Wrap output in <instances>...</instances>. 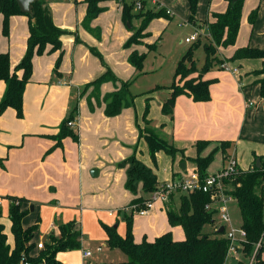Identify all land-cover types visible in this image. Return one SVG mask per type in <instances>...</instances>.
<instances>
[{
  "label": "crops",
  "instance_id": "0c3cea01",
  "mask_svg": "<svg viewBox=\"0 0 264 264\" xmlns=\"http://www.w3.org/2000/svg\"><path fill=\"white\" fill-rule=\"evenodd\" d=\"M46 2L51 10L54 24L63 30L60 36L62 57L57 71H54V66L59 50L50 52L48 45L44 53L32 57V74L23 92V117L18 118L11 107H7L0 114V159H3L0 160V164L12 170V175L17 176L15 178L12 176L14 179H19L20 176L23 186H17L12 190L13 192L25 193L28 194L27 196L31 194L33 198L35 197L33 204L26 198L21 204L22 210H26L28 205L32 206L30 210L34 220L32 224L37 225L32 238L34 245L39 241L47 242L50 235L58 234L59 223L74 221L81 232L80 222L82 227L85 226V218L91 223L95 222L103 214L102 205L111 203L114 207L108 212L105 211L104 218L109 222L107 225H112L113 222L117 233L123 236L126 231L123 215L129 212L131 201L136 197L147 195L142 193L140 184L135 195L125 189L126 168L121 165L134 153L138 160L141 159L150 167L145 152L142 151L144 157L138 155V150H145L147 145L138 133V127L145 126L143 116L139 117L141 100H138L137 110L125 107L117 115L106 116L102 101L100 104H95L92 99L88 100L87 94L80 95L79 90L86 83L101 76L106 67L118 80L125 81L132 78L131 85L134 84L139 76L146 73L136 76L137 71L129 64L128 56L132 51L139 52L140 48L146 49V47L142 44L124 46L135 24L133 23V28H130L122 20V1L101 2L99 5L104 10L91 21L89 26L83 24L87 7L83 0H46ZM199 2L200 0L194 14V22L188 20L190 10L186 0H144V9L158 7L164 8L165 11L168 9L170 10L168 18L159 17V19L166 22L172 15L178 13L197 29V21L204 15L197 13ZM224 3L226 6L225 0ZM209 5L208 2L207 14ZM220 10H224V6ZM132 12L137 11L132 10ZM0 17L3 20L1 13ZM154 20L155 18L144 30L148 32L146 43L152 38L150 27ZM10 21L14 25L18 23L20 30L12 32L8 37L9 47L7 50L0 48V52L7 51L10 64H16L25 52L28 17L16 14L9 18ZM11 37L12 44H10ZM17 37H20V43H14ZM252 45L264 48V41L253 42ZM223 48L225 47H218L221 56ZM261 67L260 58L225 61L219 66L220 69L211 67L202 77L213 80L210 84V99L195 101L187 94H180L175 98L170 116L163 114L162 111L159 114L158 110H161L162 102L170 93L169 86L173 81V74L169 84L157 81L153 85L154 88L152 87L150 91L159 89L161 95V98H155L156 102L154 98H149L152 99L150 104L154 109L155 126L161 123L165 137L183 150L185 170L180 168L181 155L177 154L175 160L178 161L180 171L173 170L171 179L194 167L191 158L197 155L195 143L200 140L209 141L200 151L201 157L208 155L214 149L221 155V165L217 170L225 164L226 156L229 154L236 157L241 170L251 168L255 158L264 156V96L260 94L261 75L258 74ZM118 83L119 81L102 83L99 88L101 95L114 91ZM4 90L5 83L0 80V99ZM72 100L76 101L78 107L73 118L74 125L68 127L75 137L66 136L56 142L59 126L70 110ZM249 101L252 102L251 105H248ZM256 123H260L263 128L255 126ZM256 127L262 129L261 135L258 129H253ZM228 140L231 144L226 149L225 155L219 145L221 141ZM243 148L246 149L247 154L242 161H239L237 152ZM209 166L206 170L207 174L217 171L211 173ZM77 195L78 200L81 199V206L86 210L79 219L72 220L71 213L62 205L66 204L64 199L74 203V196ZM147 196L149 197V194ZM44 202L53 204L43 207ZM44 211L46 216L42 220L40 214ZM30 212L27 209L26 214ZM0 222L2 223L1 217ZM31 222H23L22 225L27 227ZM167 231L171 232L175 240L184 238V232L179 225L169 224L164 202L156 201L144 215L133 213L132 234L135 242L143 239L152 241ZM95 234L104 239L96 246L102 245V250L104 246L108 247L104 229L97 228ZM81 239L80 236L78 250L81 261H84L87 257L83 256V252L88 249L81 248ZM10 247H13L12 242ZM38 250L34 247L31 255L35 256ZM62 252L64 251L56 254V259L61 264H69V260L65 257L62 261L59 260V254ZM118 260L116 263L124 259L121 257Z\"/></svg>",
  "mask_w": 264,
  "mask_h": 264
},
{
  "label": "trees",
  "instance_id": "16d2710c",
  "mask_svg": "<svg viewBox=\"0 0 264 264\" xmlns=\"http://www.w3.org/2000/svg\"><path fill=\"white\" fill-rule=\"evenodd\" d=\"M83 1L87 6L83 24L84 26H89L91 21L104 10L99 4L107 0ZM119 1H122V20L124 23H128L130 28H133L132 20L134 18H142L140 25L135 29L133 28L131 35L124 43L126 47L132 44H140L136 37L147 28L152 19L159 17L168 18L164 8L141 9L137 12H132V2ZM186 1L190 10L188 20L194 22L198 0ZM225 1L226 10L223 13L212 14L215 22H206L209 33L212 36V42L208 46H203L204 61L208 64L204 73L213 67L209 63L210 54H214L217 47H227L234 44L237 37L244 0ZM0 13L3 16V33L5 35L8 34L9 18L12 15L22 14L28 17V37L25 52L13 69L11 68L8 53H0V80L5 83V90L0 99V114L7 107H11L15 110L16 116L21 118L23 117V92L32 74V57L35 54L44 53L48 45L50 46V52L59 50L54 66V71H57L62 57L60 36L63 30L54 24L51 10L46 0H35L32 3L30 15L22 12L15 0H0ZM254 17L255 13H252L249 17L250 23H253ZM146 34L148 35V32ZM198 44L197 38L178 60L173 73V81L169 86L170 93L161 105L163 114L172 115L175 98L180 94H187L195 101H207L210 99V84L213 80L200 77L198 80L188 79L181 86L175 83L176 77L182 75L181 70L186 57L192 55L199 46ZM146 47L151 48L152 46L148 44ZM97 55L100 57L98 53ZM145 55V53H139L134 50L128 56L129 64L137 71L136 76L144 73L143 63ZM243 58H260L262 60V67L258 74L261 75L259 79L260 94L264 96V49L242 47L235 51L231 60ZM224 62L222 59L219 66ZM107 81L114 83L119 81L121 87L118 90L115 89L104 94L102 97L106 116L117 115L123 108L134 105V95L130 92V85L133 79L120 81L108 67H106L101 76L86 83L83 89L93 86L98 92L101 84ZM96 99L98 103L99 99ZM148 110V102H146L143 113L145 126L138 127V133L145 140L151 159L155 161L156 153L162 150L173 160L177 154H180V160L184 162L183 150L169 142L160 130L150 127L151 119L147 117ZM75 114L76 108L68 118L61 122L59 132L56 135V142L66 136L75 137V134L67 125V121L72 120ZM208 143L209 141L207 140L197 141L195 143L197 155L191 158L194 168L198 171L201 179L207 175L206 170L216 151L214 149L208 155L201 157L199 153ZM230 144L231 141L229 140L220 142L219 147L223 154L226 153V149ZM259 159V166H256L255 158L252 168L241 170V172L233 174L224 180L225 191L232 196L237 205L240 214V227L245 232V237L241 242L244 255L251 252L259 241L260 246L257 249V255L260 256L261 253H264V242L262 241L264 236V156H260ZM121 165L126 168L124 187L132 194H137L139 184L141 185L142 193L149 195L158 187L157 177L152 169L138 160L134 153L124 160ZM178 194L180 195L178 208H174L172 203L173 194H170L168 201L165 202V211L169 224L171 226L179 225L182 228L184 238L181 240L173 239L171 232L167 231L152 241L146 239L140 242L134 241L132 234V206H142L148 199L143 195L134 198L131 201L129 212L123 215L126 223V231L123 236L117 233L116 227L103 225L107 235L106 245L112 249L118 248L126 256L125 260L114 264H225L228 241L224 238V232L220 233L214 228L213 215L216 210L206 208V204L210 202L209 195L201 191ZM9 199L11 200L8 205V218L11 222L10 231L13 237V247L11 248L8 244L4 225L0 222V264H61L56 259L58 252L80 248L79 239L81 232L74 221H68L57 225L60 238L56 239L54 235H50L48 241L43 243V248L39 249L38 254L32 256L31 251L36 247L32 242V238L37 225L33 224L27 227L22 225V219L26 215L27 210H22L21 204L26 199L15 197H10ZM211 209L212 212H210ZM205 226H210L211 231L206 232Z\"/></svg>",
  "mask_w": 264,
  "mask_h": 264
},
{
  "label": "rangeland",
  "instance_id": "374dc122",
  "mask_svg": "<svg viewBox=\"0 0 264 264\" xmlns=\"http://www.w3.org/2000/svg\"><path fill=\"white\" fill-rule=\"evenodd\" d=\"M208 2L210 3L209 5L210 8L207 14ZM222 6H224V10H220ZM198 7H199V12L197 10V13L201 15L204 14V15L202 16L201 19H199V21H197V24H198L197 28L199 27L200 29H202L203 33L200 34L198 37L199 46L194 50L192 55H189L186 57L183 68L181 70L182 75H178L176 77L175 83L178 84V86H181L188 79L198 80L200 77L201 78L203 77L204 70L206 66H208V64H206L204 61L205 54H204L203 46L205 45L208 46L212 42V36L209 33L207 23L215 22V19L212 18L213 13H223L226 10L224 0H200ZM132 10H135L134 7ZM252 13H255V17H254L253 23H250L249 17ZM141 20L142 18H134L132 20V24L133 23L135 24L134 29L140 25ZM26 28H28V21H26ZM19 30H20V25L18 23L14 25L10 21L8 25V34L5 35L3 33L2 18L0 17V48L7 50V48L9 47L8 37L11 36L12 32H18ZM195 30L196 29L195 27L193 28V24L183 19L180 14L176 13L175 15L171 16L170 20L166 22L159 18L157 19L155 18V20L151 22L150 31L152 32V38H150L149 42L147 43L145 42V39L148 37L145 31H142L136 37V39L140 42V44L144 45L145 47L146 45L148 46V44H151L152 47L151 48L146 47V49L140 48V50H138L139 53L146 54L144 63H143V70H144V73L146 74H142L141 76H139L137 81L130 86V92L132 95H134V105L132 106V108L133 109L135 108V110H137L138 100H141L139 102H141L142 108H141L139 117H142L144 110H145L146 102H148L149 110H148L147 117L151 119L150 127L153 129L160 130L162 134H164L162 124L158 123V125L155 126L156 119L153 118L154 109H152V104H150L151 103L150 100L152 99H149V98H154L153 100L156 102L157 99L155 98H161V95L159 93L160 91H158L159 89H154L152 91L150 90L152 89V87L154 88L153 85L157 83V81L158 83H162L166 85L170 83L177 61L183 56V54L187 51L189 46L193 44L194 42L193 41V42L188 43V42H185L184 40L185 38L189 37ZM12 41L13 40L11 37L10 44H12ZM263 41H264V0H244L242 11H241L240 28H239L237 38L234 44L229 45L222 49L221 53L223 57L219 54L218 47H217L215 49V53L210 54L209 63L213 66L212 68L217 69L219 68V63L221 62L222 59L224 61H231V57L233 56V54L235 53L237 49L242 48V47L257 48V47H253L252 43L253 42L262 43ZM14 43H20V37H17V40ZM258 49H264V48L259 47ZM4 52H7V51H4ZM16 64L11 63V68L13 69ZM120 87H121V84L118 83L116 86V89L118 90L120 89ZM79 92H81V95L87 94V98H90V100L92 99V102H94L95 104H99L102 101L103 96L101 95L100 91L96 92V89H94L93 86H89L85 90L83 89V86H82ZM96 98L99 99L98 103H97ZM77 107L78 106L76 104V101L72 100L70 104V110L67 111V114L64 117V119L68 118L71 115V112L75 108L77 110ZM158 113L161 114V110H158ZM257 125L262 127L260 123L255 124V126ZM260 127L253 128L254 130L258 129L260 133L259 135L262 134L261 132L262 129ZM143 144H145L144 141H143ZM142 151L145 152L146 160L150 163V167L149 166L147 167L151 168L153 173L158 177L157 178L158 184L165 182V180L167 181L168 179H171V173L173 170L175 172L180 171L178 161L175 159L173 160L164 151L160 150L158 151L159 153L157 152L158 154L156 153L157 155L155 157V161L151 159L149 152H148L147 145H146L145 150H138V155L140 157L141 156L144 157V154ZM246 154L247 152H246V149L244 148L238 151L237 152L238 160L242 161L244 159V156H246ZM0 160L3 161V159H0ZM141 162L144 164L142 160ZM220 165H221V155L217 153V151H215L213 154V159L209 166V171L211 173L216 171L220 167ZM7 168L6 166L3 167L0 164V217L5 227V232L7 234L8 242L10 245L12 242V245H13V237L10 231V221L8 218V205L11 200L9 198L13 196L18 197V198L24 197L23 199L25 198L29 199L31 201L30 203L33 204L35 201L34 200L35 197L33 198L31 194H29L30 196H27L28 194H25V193L18 194L12 191L13 189H16L17 186H23V185H22V182L20 181V176H18L19 179L17 178L14 179L17 176L12 175V170H8ZM6 173L8 176L6 175ZM12 176H14V178ZM147 195H144V197L148 198ZM179 196L180 195L178 193L173 194L172 203H173L174 208H178L179 206V202H180ZM263 197H264V191H263ZM74 199H75L74 203H70L69 201L67 202V200L64 199V202L66 204L62 205V207L65 210L71 213L72 220L79 219L82 212L86 210L83 206H81L82 202L80 198L78 200V195L74 196ZM38 203H41V202H38ZM50 203L44 202L42 206L45 207V205H48ZM113 207H114L113 203L104 204L102 205V208H101L102 209L101 211H103V214L99 216V218L95 222L91 223L89 222V220L85 218L84 227H82V224L80 222L81 238H82L81 248L88 249L94 252L91 256L85 258L84 261H81L80 251L78 250L80 248H78V249H72V250H65L64 252L60 253L59 260L62 261V259L65 257L69 260V264H112L113 262L116 263L117 261H119L118 259L121 257L122 259L125 260L126 256L118 248L112 249L110 247L104 246L102 252H95L94 250V247L97 244H100L104 241V239L96 236L95 234L96 229L97 228L103 229L104 224L105 225L109 224V222L104 218V214H105V211L108 212V210L110 209L112 210ZM27 209H28V212H30L31 210L30 205L27 206ZM230 214H231L232 225L239 227L240 226V214H239V210L237 208L236 203H232V202L230 203ZM45 216H46L45 211L42 212V214H40V217L42 220L44 219ZM213 219L216 222L218 221L217 213L213 215ZM30 221H32L30 225L34 223L31 212L26 214L23 222L28 223ZM113 224L114 223L112 222V226ZM205 231L210 232L211 231L210 226H205ZM54 236L56 239L60 238L59 232L58 234ZM263 239H264V236H263ZM242 247L243 246L240 247L239 254L236 257L237 258L236 264H248L255 254H256L255 261L259 262L260 264H264V254L263 253H261V255L263 254L261 258V255L260 256L257 255L256 248L254 247L251 252L244 255V253H242ZM62 264H65V263H62Z\"/></svg>",
  "mask_w": 264,
  "mask_h": 264
},
{
  "label": "built area",
  "instance_id": "2783aa9c",
  "mask_svg": "<svg viewBox=\"0 0 264 264\" xmlns=\"http://www.w3.org/2000/svg\"><path fill=\"white\" fill-rule=\"evenodd\" d=\"M73 1V0H70ZM133 3V7L136 11L144 9V0H125ZM169 14L170 10H166ZM202 29H196L189 37L185 38L186 42L195 41L200 34ZM223 65V64H222ZM252 102L249 101L248 105ZM68 126L74 125V120L67 121ZM252 168V166H251ZM241 172L238 166L236 157L233 154L226 156L225 164L217 170L215 173L207 174L203 179L200 178L198 171L193 167L186 172H182L181 175L173 176L172 179L166 182L158 184V187L149 195L148 199L143 203L142 206H132L133 213L138 215L146 214L156 201L167 202L170 194L174 193H191L201 191L207 193L210 197V202L206 204V208H213L218 214V221H214V228L218 229L223 226L224 238L228 241V247L225 254V264H231L233 259H237L239 249L242 246L241 242L245 237L244 230L239 226H233L231 223V216L229 211V203L234 201L232 196L226 193V187L224 180L233 174ZM260 246V241L256 244V251ZM38 249L43 248V242L39 241L36 244ZM102 250V245L95 247L96 252ZM92 255V251L85 250L83 256L89 257ZM256 255V254H255ZM254 257L249 261L248 264H260L255 261Z\"/></svg>",
  "mask_w": 264,
  "mask_h": 264
},
{
  "label": "water",
  "instance_id": "95a60500",
  "mask_svg": "<svg viewBox=\"0 0 264 264\" xmlns=\"http://www.w3.org/2000/svg\"><path fill=\"white\" fill-rule=\"evenodd\" d=\"M19 9L24 12V13H27V14H31V9H32V3L35 1V0H15ZM127 26H130L128 23H127ZM255 163H256V166H259V163H260V159L259 158H256L255 160ZM180 168H182V170H185V165L184 163L182 162L181 165H180ZM31 210H32V206H31ZM210 212H212V209L210 210ZM115 227V225H114ZM224 228L223 226H220L217 231L218 232H223ZM231 264H236V259H233Z\"/></svg>",
  "mask_w": 264,
  "mask_h": 264
}]
</instances>
